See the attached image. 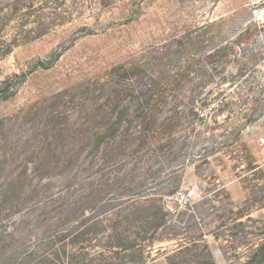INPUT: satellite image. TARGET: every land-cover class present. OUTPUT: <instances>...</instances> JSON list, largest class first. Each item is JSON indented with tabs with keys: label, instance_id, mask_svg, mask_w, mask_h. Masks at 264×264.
<instances>
[{
	"label": "rangeland",
	"instance_id": "obj_1",
	"mask_svg": "<svg viewBox=\"0 0 264 264\" xmlns=\"http://www.w3.org/2000/svg\"><path fill=\"white\" fill-rule=\"evenodd\" d=\"M261 236L264 0H0V264H244Z\"/></svg>",
	"mask_w": 264,
	"mask_h": 264
},
{
	"label": "trees",
	"instance_id": "obj_2",
	"mask_svg": "<svg viewBox=\"0 0 264 264\" xmlns=\"http://www.w3.org/2000/svg\"><path fill=\"white\" fill-rule=\"evenodd\" d=\"M251 28V26L249 27ZM249 31V29H248ZM231 47H228V49ZM153 87V85H152ZM153 89V88H152ZM151 89V90H152ZM238 225H244L243 222H239ZM247 232L243 230L239 231L238 240L244 241V245H248L245 239H247ZM246 261L244 264H264V236H261L260 241L257 244H251L243 253ZM26 261V259H25ZM30 264H39V263H30Z\"/></svg>",
	"mask_w": 264,
	"mask_h": 264
},
{
	"label": "built area",
	"instance_id": "obj_3",
	"mask_svg": "<svg viewBox=\"0 0 264 264\" xmlns=\"http://www.w3.org/2000/svg\"><path fill=\"white\" fill-rule=\"evenodd\" d=\"M181 199H182V200H185V196H182Z\"/></svg>",
	"mask_w": 264,
	"mask_h": 264
}]
</instances>
